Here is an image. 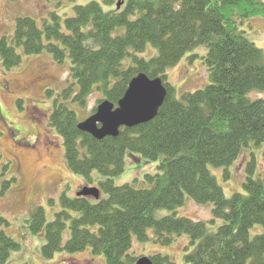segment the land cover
I'll return each mask as SVG.
<instances>
[{"label": "trees", "instance_id": "trees-1", "mask_svg": "<svg viewBox=\"0 0 264 264\" xmlns=\"http://www.w3.org/2000/svg\"><path fill=\"white\" fill-rule=\"evenodd\" d=\"M123 1L122 8L105 10L92 0L74 6L70 16L53 12L42 24L20 16L13 35L0 37L6 70L21 63L22 53L47 52L60 65L70 59L72 81L57 94L50 123L62 137L70 169L101 193L99 199L62 193L63 208L50 222L45 209L36 207L27 220L29 232L45 235L46 258L90 249L106 264H135L134 240L149 241L153 228L161 245L189 235L194 248L185 260L191 264H264V230L253 237L250 232L256 224L264 227V99L249 97L264 91V51L241 29L246 20L264 17V0ZM150 45L156 53L145 58ZM201 45L208 48L203 60L211 82L179 99L167 71ZM141 72L160 77L168 90L153 120L102 140L78 128L71 104L85 107L97 91L100 102L117 105ZM134 154L158 162V172L144 175V187L116 185L114 178ZM241 157L247 166L244 192L228 197L210 166L226 168ZM16 181L0 183L2 194ZM187 198L213 204L211 221L179 216L176 210ZM161 209L173 213L161 216ZM20 248L0 231V264ZM150 257L154 264H175L167 254Z\"/></svg>", "mask_w": 264, "mask_h": 264}, {"label": "rangeland", "instance_id": "rangeland-1", "mask_svg": "<svg viewBox=\"0 0 264 264\" xmlns=\"http://www.w3.org/2000/svg\"><path fill=\"white\" fill-rule=\"evenodd\" d=\"M90 1L0 0V37L13 35L16 19L20 16H30L42 24L43 18L53 12L62 17L70 16L74 13V6ZM95 1L100 2L105 10L116 8L119 2L122 8L125 3L123 0H111L112 3L106 0ZM241 29L264 51V17L256 16L246 20ZM123 31L124 28H120L115 32L118 34ZM19 52L22 53V50ZM155 53L156 49L150 45L142 56L150 58ZM207 53L206 46H198L168 69V81L175 86L177 98L181 99L186 92L203 89L211 82L203 60ZM70 65V59L60 65L47 52L33 55L22 53L21 63L9 70L3 67L0 59V183L11 177L17 178L5 194L0 191V231L21 244L20 250L13 252L7 264H106L103 255L95 256L90 249L76 253L62 250L46 258L41 252L46 241L45 235H34L27 227L28 217L36 207H43L47 221H53L56 213L63 208L60 199L62 193L75 196L86 185L83 177L70 169L62 137L50 123L57 94L72 81ZM249 97L253 100L264 99V91H252ZM100 99L102 95L96 91L89 96L85 107L71 104L79 121H84L94 113ZM245 154L249 155L248 152ZM244 162L245 159L241 157L226 168L210 166L228 197L236 192H244L243 183L247 175ZM6 164L9 167L5 171L3 167ZM157 172L158 162L134 154L127 159L125 172L115 177L114 182L116 185L132 183L135 187H144V175ZM93 176L95 180L100 178L98 173ZM158 212L161 216L173 213L169 209ZM176 212L179 216L210 222L213 218V204L201 205L187 198L186 203L178 207ZM263 230V225L256 224L250 230L251 236ZM148 232L151 236L149 241L134 240L135 256L161 253L170 255L175 264H191L185 260V255L194 248L189 235L176 236L173 243L161 245L154 239L155 230L150 228ZM68 236L69 232L66 233Z\"/></svg>", "mask_w": 264, "mask_h": 264}, {"label": "water", "instance_id": "water-1", "mask_svg": "<svg viewBox=\"0 0 264 264\" xmlns=\"http://www.w3.org/2000/svg\"><path fill=\"white\" fill-rule=\"evenodd\" d=\"M118 3V8L120 7ZM168 90L160 77L152 78L144 72L133 77L123 97L115 105L103 100L96 111L78 124V128L102 140L108 136L117 137L122 127H134L153 120L165 102ZM78 196L100 198L98 187L84 186ZM135 264H154L148 256L137 259Z\"/></svg>", "mask_w": 264, "mask_h": 264}]
</instances>
